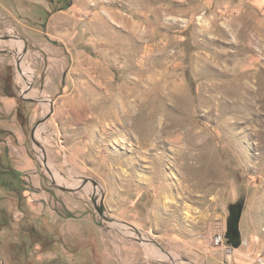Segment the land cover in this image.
Here are the masks:
<instances>
[{"label": "rangeland", "instance_id": "obj_1", "mask_svg": "<svg viewBox=\"0 0 264 264\" xmlns=\"http://www.w3.org/2000/svg\"><path fill=\"white\" fill-rule=\"evenodd\" d=\"M256 254L264 0H0V264Z\"/></svg>", "mask_w": 264, "mask_h": 264}, {"label": "water", "instance_id": "obj_2", "mask_svg": "<svg viewBox=\"0 0 264 264\" xmlns=\"http://www.w3.org/2000/svg\"><path fill=\"white\" fill-rule=\"evenodd\" d=\"M3 39H8L9 38V36L8 35H6V36H3L2 37ZM18 63V62H17ZM91 182L93 183V184H96V181L95 180H93V179H91ZM93 203H94V207H95V209H96V211L98 212V214L100 215V217H102V218H107L106 217V215L104 214V208H103V204H102V202L100 201L99 202V204L97 203V200H96V198L95 197H93ZM232 230V232L234 233H232L234 236H237L238 235V222H237V219L236 220H234L233 222H232V224H231V227L229 228V230ZM237 242H238V240H237Z\"/></svg>", "mask_w": 264, "mask_h": 264}, {"label": "built area", "instance_id": "obj_3", "mask_svg": "<svg viewBox=\"0 0 264 264\" xmlns=\"http://www.w3.org/2000/svg\"><path fill=\"white\" fill-rule=\"evenodd\" d=\"M214 241L216 244L220 243L222 241V236L216 235L214 237ZM232 264H264V255L256 254L253 256H248L243 262L235 259L233 260Z\"/></svg>", "mask_w": 264, "mask_h": 264}, {"label": "bare ground", "instance_id": "obj_4", "mask_svg": "<svg viewBox=\"0 0 264 264\" xmlns=\"http://www.w3.org/2000/svg\"><path fill=\"white\" fill-rule=\"evenodd\" d=\"M20 61V60H19ZM21 63H24L22 60L20 61ZM22 72V69H18L17 70V73H18V75L20 74ZM161 254V253H160Z\"/></svg>", "mask_w": 264, "mask_h": 264}, {"label": "flooded vegetation", "instance_id": "obj_5", "mask_svg": "<svg viewBox=\"0 0 264 264\" xmlns=\"http://www.w3.org/2000/svg\"><path fill=\"white\" fill-rule=\"evenodd\" d=\"M231 234H232V230L230 229V230H229V235H231Z\"/></svg>", "mask_w": 264, "mask_h": 264}]
</instances>
